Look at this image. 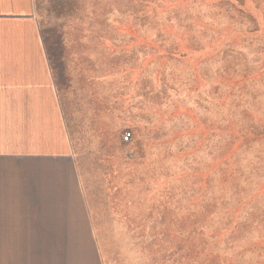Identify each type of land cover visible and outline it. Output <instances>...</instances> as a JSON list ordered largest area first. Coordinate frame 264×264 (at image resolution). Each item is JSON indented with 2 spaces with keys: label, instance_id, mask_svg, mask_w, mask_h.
Returning <instances> with one entry per match:
<instances>
[{
  "label": "rangeland",
  "instance_id": "rangeland-1",
  "mask_svg": "<svg viewBox=\"0 0 264 264\" xmlns=\"http://www.w3.org/2000/svg\"><path fill=\"white\" fill-rule=\"evenodd\" d=\"M32 8L54 68L94 58L133 133L138 226L101 234L108 264H264V0ZM12 193L0 191V234H18Z\"/></svg>",
  "mask_w": 264,
  "mask_h": 264
},
{
  "label": "crops",
  "instance_id": "crops-1",
  "mask_svg": "<svg viewBox=\"0 0 264 264\" xmlns=\"http://www.w3.org/2000/svg\"><path fill=\"white\" fill-rule=\"evenodd\" d=\"M71 59L54 68L32 0H0V191L18 233L0 234L2 264H108L101 234L138 226L121 106L94 58Z\"/></svg>",
  "mask_w": 264,
  "mask_h": 264
},
{
  "label": "built area",
  "instance_id": "built-area-1",
  "mask_svg": "<svg viewBox=\"0 0 264 264\" xmlns=\"http://www.w3.org/2000/svg\"><path fill=\"white\" fill-rule=\"evenodd\" d=\"M132 138L133 133L129 130L123 132V134L121 135V139L124 144H128L129 142H131Z\"/></svg>",
  "mask_w": 264,
  "mask_h": 264
}]
</instances>
